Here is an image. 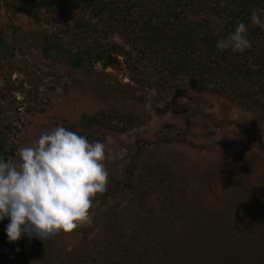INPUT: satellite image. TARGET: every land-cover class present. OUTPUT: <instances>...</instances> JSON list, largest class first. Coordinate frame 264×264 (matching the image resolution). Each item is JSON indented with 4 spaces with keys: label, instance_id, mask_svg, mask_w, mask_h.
<instances>
[{
    "label": "rangeland",
    "instance_id": "obj_1",
    "mask_svg": "<svg viewBox=\"0 0 264 264\" xmlns=\"http://www.w3.org/2000/svg\"><path fill=\"white\" fill-rule=\"evenodd\" d=\"M12 1L0 0V137H9L17 148L8 162L15 163L18 150L41 133L76 125L93 142L104 143L108 173L105 191L93 199L91 222L36 244L27 252L30 259L34 264H80L84 242L100 232L112 206L126 197L116 192L107 201L105 193L115 180H123L139 148L137 172L164 165L183 204L170 252L173 264H198L215 255V238L231 230L236 211L250 203L249 180L256 170H264V109L248 110L189 79L165 80L112 27L98 36L130 54L112 52L107 66L75 68L71 54L88 49L93 39L74 35L70 17L46 24L13 13L7 6ZM51 33L61 34L71 54H43L42 39ZM113 110L134 115V126L89 131L82 123L84 115ZM193 235L200 236L199 254L188 249Z\"/></svg>",
    "mask_w": 264,
    "mask_h": 264
},
{
    "label": "trees",
    "instance_id": "obj_2",
    "mask_svg": "<svg viewBox=\"0 0 264 264\" xmlns=\"http://www.w3.org/2000/svg\"><path fill=\"white\" fill-rule=\"evenodd\" d=\"M7 6L38 23L70 17L74 35L93 39L88 49L71 54L61 34H45L40 47L45 56L71 54L70 63L78 69L88 64L107 66L112 52L130 54L121 45L107 46L98 36L112 27L165 80L189 79L199 89L227 97L248 110L264 109V29L250 20L254 8H264V0H13ZM41 13L45 19L39 17ZM241 21L247 26L251 47L242 53L217 51V40ZM82 123L89 131L94 127L125 131L134 126L135 117L120 110L103 111L84 115ZM65 128L93 142L76 125ZM16 151L9 137L2 135L0 156L8 162ZM141 152L139 148L133 155L123 180H115L105 193L107 201L116 192L126 197L112 206L100 232L84 242L80 264H173L170 252L183 204L173 174L164 165L152 164L137 172ZM248 183L250 203L236 211L231 230L215 238V255L198 264H264V170H256ZM7 223L0 222V264H34L36 260L27 252L42 241L22 237L15 244L8 243ZM192 237L188 249L199 254L196 241L200 236Z\"/></svg>",
    "mask_w": 264,
    "mask_h": 264
},
{
    "label": "clouds",
    "instance_id": "obj_3",
    "mask_svg": "<svg viewBox=\"0 0 264 264\" xmlns=\"http://www.w3.org/2000/svg\"><path fill=\"white\" fill-rule=\"evenodd\" d=\"M250 20L264 29V8H254ZM215 47L233 53L250 48L246 24L239 22ZM104 158L103 142L60 125L20 148L15 163L0 156V222L8 221L7 242L48 241L90 223L93 199L106 189Z\"/></svg>",
    "mask_w": 264,
    "mask_h": 264
}]
</instances>
